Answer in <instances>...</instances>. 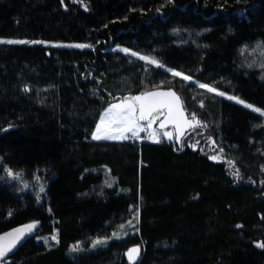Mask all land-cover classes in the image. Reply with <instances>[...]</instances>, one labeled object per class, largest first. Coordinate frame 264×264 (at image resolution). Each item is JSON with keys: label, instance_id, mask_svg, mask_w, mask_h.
<instances>
[{"label": "trees", "instance_id": "16d2710c", "mask_svg": "<svg viewBox=\"0 0 264 264\" xmlns=\"http://www.w3.org/2000/svg\"><path fill=\"white\" fill-rule=\"evenodd\" d=\"M0 38L29 42L0 43V235L37 225L2 264H264V116L195 82L264 110L242 52L264 48V0H0ZM156 89L199 122L181 142L92 139L111 102ZM8 169H45L47 197Z\"/></svg>", "mask_w": 264, "mask_h": 264}, {"label": "snow or ice", "instance_id": "6c2138e0", "mask_svg": "<svg viewBox=\"0 0 264 264\" xmlns=\"http://www.w3.org/2000/svg\"><path fill=\"white\" fill-rule=\"evenodd\" d=\"M0 43H29L24 40H0ZM33 43H37L33 41ZM75 47H91L90 45L77 44ZM125 53H129V49H123ZM132 56H138L136 52H131ZM139 59L146 60L151 64L156 65L157 67H163L158 61L154 58L139 56ZM173 76L182 77L185 81H191L192 77L189 75H184L181 72L175 71L171 68L168 69ZM199 88L206 89L208 92H213L218 95L224 96V92H219L217 89L209 86L205 83H200ZM229 100H236L237 103L244 105L245 107L252 109L253 111L264 115V110L259 108H254L253 105L247 104L245 101L239 99L238 97L228 96ZM161 108H166V122H173L180 127L182 121L184 120V112L181 110L180 98L176 95L175 92H150L144 93L141 95L133 96L130 98H125V101L121 104H114L109 107L100 117V121L96 126L95 131L92 134V139H129L130 137L126 133H131V137H138L139 132L144 131L145 129L141 127L138 123L140 120H148V127H151L153 120L151 119L154 112H159ZM137 110H139V115H137ZM193 114V119H194ZM199 123V122H197ZM113 126L119 135L110 134ZM163 127V124L161 125ZM169 140L173 138L172 133H165ZM156 134L151 133L150 138H153L155 142H159L158 139H155ZM8 174L11 175V170L8 171ZM43 191V188H41ZM131 224V221H129ZM36 227V223L25 225L21 228L12 230L9 233H6L3 236H0V260H2L8 252H10L15 246L16 243L22 239L26 232H31ZM116 236V234H113ZM116 238H119L116 236ZM52 239L56 240L57 237L53 236ZM58 242V241H57ZM96 243H102V241L97 240ZM264 247V243L259 245ZM132 253L139 254V248H133L129 250V259L132 260Z\"/></svg>", "mask_w": 264, "mask_h": 264}, {"label": "rangeland", "instance_id": "374dc122", "mask_svg": "<svg viewBox=\"0 0 264 264\" xmlns=\"http://www.w3.org/2000/svg\"><path fill=\"white\" fill-rule=\"evenodd\" d=\"M0 40H5L6 41V40H11V39L0 38ZM49 44H53V43H49ZM123 49H126V48H123ZM129 52L131 53L132 51L130 50ZM242 52H243V55H244L245 59L248 60V63H250L252 65H258L259 67L264 68V48L261 45L256 44V45H254L252 47L244 49ZM138 56H145V55L139 54ZM146 57H148V56H146ZM192 80H194V79H192ZM195 82H197L198 85L200 83H202V82H199V81H195ZM211 87H213V86H211ZM213 88H215V87H213ZM169 91L175 92L173 89H156V90H152V91H149V92H146V93H150V92H169ZM218 91L219 92H223L221 90H218ZM175 93L180 98L178 93L177 92H175ZM141 94H144V93H140L138 95H141ZM224 96L226 98H228V96H233V95H229V94L225 93ZM233 97H236V96H233ZM124 101H125V98H122V99L116 100L114 102H111L102 111L101 116H103L104 112L109 107H111L112 105L121 104ZM233 101L236 102V100H233ZM180 105H181V110L184 112V120L187 121V122L185 123L184 121H182L179 128L173 122H166L167 109L166 108H161L159 112H154L152 114L151 119L153 120V123L151 124V127H148V120H140V121H138L139 125L141 127H143L145 130L139 132L138 137H131V133H126V135H128L130 137L129 140H138V141L141 142L144 139H148V140L155 141L153 138H150V134L151 133H155L156 134L155 139H158L159 141L163 140V139L169 140L168 137L165 135V133H172L173 138L171 140L176 139L178 142H181L184 139V137L187 134V132L189 130H191L194 126L197 125V120L191 118L186 113V111L184 109V106H183V103L181 101V98H180ZM254 108H258V107L254 106ZM137 115H139V110H137ZM99 121H100V118L98 120V123H99ZM162 124H163V127H161ZM95 129H96V127H95ZM110 134L119 135V133L115 130V126H113L112 131H111ZM100 140H115V139H100ZM119 140H121V139H119ZM125 140H127V139H125ZM212 157L213 158H217L216 155H213ZM9 170H11V169H8L7 172ZM11 173H12L11 175L7 174L8 180H10L11 182H14L15 185L18 187L19 191H21L23 193H27L28 192V193L35 194L37 196L39 202H41L45 197H47V192L46 191H47L48 181L44 177L45 169L43 170V173L37 171V172L33 173L32 175L27 174L26 171H13V170H11ZM41 188H43V191H41ZM135 226H136V220L133 219V220H131V224L130 223L126 224L123 227V229H121L116 234V236H118V237L125 236L127 230L129 228L132 230V229H134ZM35 228L31 232H26V233H30V234L33 233L35 231ZM57 235H58V231H55V232L51 233L50 235H38L36 237V239H37V241H43L46 245H51L53 242H55L57 240V239L56 240L52 239V237L53 236L57 237ZM25 236H27V234H25L22 237V239L25 238ZM22 239H20L17 243H19ZM104 239L105 238H100V239H97V240L102 241V243H103ZM96 241L94 242L93 247L97 246V244L98 245L101 244V243H97L96 244ZM106 242L107 241H105L104 243H106ZM135 248H139V247H135ZM139 254H140V249H139ZM139 254L137 255L136 253H132L133 260H135L139 256ZM0 264H2L1 260H0Z\"/></svg>", "mask_w": 264, "mask_h": 264}, {"label": "water", "instance_id": "95a60500", "mask_svg": "<svg viewBox=\"0 0 264 264\" xmlns=\"http://www.w3.org/2000/svg\"><path fill=\"white\" fill-rule=\"evenodd\" d=\"M22 227H23V226H22ZM20 228H21V227H20ZM5 234H6V233H5ZM5 234H3V235H5ZM25 234L29 235L30 233H25ZM3 235H0V236H3ZM25 237H26V236H25ZM23 239H24V238H23ZM23 239H22V240H23ZM22 240H21V241H22ZM21 241H20V242H21ZM20 242H19V243H20ZM19 243H17V244H19ZM17 244H16V245H17ZM15 247H16V246H15ZM15 247H14V248H15ZM14 248H13V249H14ZM13 249H12V250H13ZM12 250H11V251H12ZM11 251H10V252H11ZM10 252H8L7 254H9Z\"/></svg>", "mask_w": 264, "mask_h": 264}]
</instances>
